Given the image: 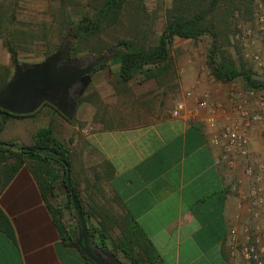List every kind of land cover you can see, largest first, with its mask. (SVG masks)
Returning <instances> with one entry per match:
<instances>
[{"label": "crops", "instance_id": "crops-1", "mask_svg": "<svg viewBox=\"0 0 264 264\" xmlns=\"http://www.w3.org/2000/svg\"><path fill=\"white\" fill-rule=\"evenodd\" d=\"M117 72L114 65L92 73L72 120L46 107L10 118L0 140L28 146L40 129L53 128L54 137L71 154V185L85 212L91 213L84 219L86 226L106 229L109 238L94 234L89 237L92 246L112 253L110 234L117 242L123 219L131 218L159 264H232L227 241L235 218L243 213L237 209L240 169H228L221 151L210 146L205 112L189 117L206 85L200 82L186 98L142 75L121 83L114 77ZM189 83L184 78V90ZM224 101L220 96L215 104ZM179 102L184 106L181 116L172 117ZM10 123L13 134L3 139ZM253 137L257 154L259 132ZM48 202L67 207L61 185ZM0 212L14 237L0 230V264H88L76 248L62 242L26 166L1 191ZM68 213L72 218L65 225L77 236V214ZM140 251L135 248L133 253ZM116 257L122 261L118 253Z\"/></svg>", "mask_w": 264, "mask_h": 264}, {"label": "trees", "instance_id": "trees-1", "mask_svg": "<svg viewBox=\"0 0 264 264\" xmlns=\"http://www.w3.org/2000/svg\"><path fill=\"white\" fill-rule=\"evenodd\" d=\"M93 1L92 15L85 14L82 15L80 20L73 21L69 19L68 15L63 14L66 11L63 8L62 13L56 17L60 31L62 29L63 31L67 30L71 38L76 41V45L71 48L70 62L77 63L78 54L82 52L83 46L87 47L90 45L106 28L115 26L120 19L123 8L129 3V0ZM224 1L190 0V12L187 14L182 12L179 6H175L168 12L165 27L154 45L143 47L132 40L120 39L107 49L111 55L109 60L96 67L93 73L105 69L107 63H109L118 66V72L114 77L121 83H128L139 75H142L145 79L159 81L168 68L166 63L173 40L175 38L197 40L204 35H212V30L207 25L208 15L213 14L221 2ZM0 37L3 38V46L15 64L19 48H24L23 46L27 43H34L36 40L47 38V33L43 31L26 33L22 30L14 29L9 24V26H0ZM212 48L213 50L208 55L207 65L216 81L228 83L241 78L249 87L248 89H264V79H254L250 70L239 66L225 52L220 51L215 40H212ZM88 51L90 55L95 53L91 50ZM51 53L52 51L49 50L44 53V56L47 57ZM99 57L98 55L97 58ZM9 79V70L0 68V89ZM80 102L81 99L78 100V103ZM44 107L53 108L49 104L44 103L36 112L41 111ZM55 112L59 114L57 110ZM21 117L23 116L13 115L0 109V133L10 118ZM65 165L70 167L71 173V154L69 149L54 137V131L51 126L40 129L35 135L34 142L28 146H17L0 140V193L7 187L20 168L26 166L38 184L62 242L65 244L68 242V245L80 252L88 264H93L78 247L76 230L71 231L68 229L63 221L64 210L67 209L72 211L73 216L76 218V208L66 186ZM59 185H61L66 194V208L52 206L48 202V199L55 196V189ZM72 189L75 193L77 209L87 221L91 213L85 212L79 202L75 188L72 187ZM123 222L125 225L120 230L121 236L117 242L112 243L111 252L115 255L121 253L130 264H159L158 255L152 249L149 241L138 230L134 221L131 218H124ZM86 229L88 237H93L94 234L99 233L103 240L109 239L106 236V229H96L89 225L86 226ZM0 230L12 240L14 239L12 230L7 224V219L1 212ZM135 248H138L139 251L141 250L140 254L135 255L133 253Z\"/></svg>", "mask_w": 264, "mask_h": 264}, {"label": "rangeland", "instance_id": "rangeland-1", "mask_svg": "<svg viewBox=\"0 0 264 264\" xmlns=\"http://www.w3.org/2000/svg\"><path fill=\"white\" fill-rule=\"evenodd\" d=\"M93 5V0H0V26L10 24L14 29L26 33L35 31L47 33V38L27 43L24 48H19L16 63L29 65L40 63L48 57L44 56L45 52L51 50L54 53L66 36L71 37L67 30L60 31L56 22V17L62 13L63 8L66 9L63 14L68 15L70 20L77 21L82 15H92ZM175 6H179L186 14L190 12V0H129L118 23L106 28L87 47L83 46L77 62L92 61L98 55L108 57L109 60L111 55L107 49L120 39L132 40L143 47L154 45L165 27L168 12ZM207 25L211 28L213 36L204 35L197 40L180 38L173 40L166 63L168 68L157 81L159 86L173 91L175 95L182 93L185 95L190 91L193 94L196 86L204 83L207 87L204 93L209 94L212 102L213 100L217 102L218 97H226L232 92L245 93L249 87L241 78L228 83L210 81L213 75L207 62L208 55L213 50L212 40H215L219 50L225 52L236 64L250 70L254 79H264V0H225L213 14L208 15ZM75 45L76 41L72 39V46ZM88 50L95 53L90 55ZM252 55L258 56L259 61H253ZM107 66L114 65L107 63ZM0 68H7L10 78L13 76L14 63L3 46L2 37ZM188 71L190 73L187 75ZM184 78L185 80L189 78L190 82L186 90L183 85ZM257 90L264 93V89ZM11 128L12 123L7 126L3 139L13 134ZM260 153L259 144L255 158H259ZM68 212L70 210H64V224L70 217L72 218ZM115 231L117 230L112 231V234H115ZM110 241L114 242L111 234ZM118 257L123 263L130 264L121 253H118ZM231 263L239 264L238 261Z\"/></svg>", "mask_w": 264, "mask_h": 264}, {"label": "built area", "instance_id": "built-area-1", "mask_svg": "<svg viewBox=\"0 0 264 264\" xmlns=\"http://www.w3.org/2000/svg\"><path fill=\"white\" fill-rule=\"evenodd\" d=\"M252 59L259 61L256 55ZM210 81L215 79L210 77ZM191 96V91L186 92V98ZM196 105L197 109L190 111V119L197 116V111H204L210 146L221 151L228 169H240L237 209L243 213L229 229L227 255L231 262L239 264H264V93L257 89L236 91L216 104L208 93H203ZM183 109L179 102L170 115L180 117ZM255 131L262 138L259 158H255ZM244 184L247 187L241 190Z\"/></svg>", "mask_w": 264, "mask_h": 264}, {"label": "water", "instance_id": "water-1", "mask_svg": "<svg viewBox=\"0 0 264 264\" xmlns=\"http://www.w3.org/2000/svg\"><path fill=\"white\" fill-rule=\"evenodd\" d=\"M72 38L64 39L62 45L45 60L36 64H14V73L0 89V109L13 115H30L44 103L55 108L63 117L72 120L77 100L83 94L90 76L96 67L108 57H99L87 65L69 61ZM66 186L76 208L77 245L93 264H124L115 254L104 252V256L93 249L85 220L77 209L76 197L71 185L70 167L65 165Z\"/></svg>", "mask_w": 264, "mask_h": 264}, {"label": "flooded vegetation", "instance_id": "flooded-vegetation-1", "mask_svg": "<svg viewBox=\"0 0 264 264\" xmlns=\"http://www.w3.org/2000/svg\"><path fill=\"white\" fill-rule=\"evenodd\" d=\"M90 61H84V62H81V61H79V62H77V63H82V65L84 66V65H87L88 63H89ZM93 247V249L95 250V252L97 253V254H100L101 256H104V251L103 250H101L99 247H97V246H92Z\"/></svg>", "mask_w": 264, "mask_h": 264}]
</instances>
